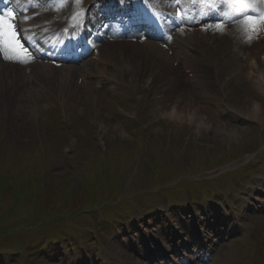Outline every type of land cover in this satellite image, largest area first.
<instances>
[{"label": "rangeland", "instance_id": "374dc122", "mask_svg": "<svg viewBox=\"0 0 264 264\" xmlns=\"http://www.w3.org/2000/svg\"><path fill=\"white\" fill-rule=\"evenodd\" d=\"M241 28L237 24L213 26L203 32L211 42L205 45L209 47L208 61L223 48H231L226 43ZM117 44L130 47L129 43ZM222 55L226 61L217 62V68L225 80L233 77L234 85L226 83L219 89L211 72L206 77L210 102L201 98L199 114L205 123L201 132L187 121L181 124L162 117L163 110L172 108L168 98L156 99L145 111L138 107L136 120L130 118L135 115L134 96L124 103L129 114L113 100L108 106H99V119L107 126L103 136L98 133L95 107L88 108L86 103L65 112L52 96L48 101L43 98L45 105L36 114L27 106L18 115L0 112V264H145L135 254V244L144 243L143 229L156 228L168 203H180L173 204L172 210L188 213L185 201L189 198L198 205L210 202L201 200L203 196L210 199L205 187L211 183L193 178L195 172L199 176L206 173L209 166H214L213 171L227 166L225 173L238 169L216 179L218 194L213 198L226 204L221 193L238 189L235 196L229 195L228 205L230 211L244 212L249 196L239 190L235 179L244 174L258 177L259 164L264 169V118L237 120L230 106L248 112L256 99L264 114V94L242 79L245 71L232 76L236 59L245 65L242 50L230 55L225 50ZM211 66L196 68L197 75L202 70L214 71ZM137 93L148 98L142 89ZM235 155L243 158L235 163ZM237 173L240 178H235ZM185 176L191 178L179 182ZM146 218L149 222L140 226L124 227ZM244 219L240 229H231L232 238L214 247L206 264H264V212ZM175 220L170 213L164 221L179 230L160 238L163 248L173 254L172 244L185 231ZM123 235L128 237L123 239ZM191 264L201 261L194 259Z\"/></svg>", "mask_w": 264, "mask_h": 264}, {"label": "bare ground", "instance_id": "6f19581e", "mask_svg": "<svg viewBox=\"0 0 264 264\" xmlns=\"http://www.w3.org/2000/svg\"><path fill=\"white\" fill-rule=\"evenodd\" d=\"M137 27H141L142 30L145 29L143 26L136 25ZM202 28H198L202 32L193 30V34L187 38L178 37L179 42L173 41L170 48L175 49L178 45L194 44L196 40L198 45L203 44L206 35L203 34L204 29ZM228 40L230 41V39ZM249 40V37H246L244 33L242 34V31L239 32L230 42L226 43L231 48L225 47L219 54H213L210 58L211 61H208L206 49L201 50L198 60L194 58L191 60L195 68L207 67V64L210 65L211 63L214 71L202 70L203 76L199 77L196 76V72L194 77L186 76L181 65L187 67L188 62L179 52L174 50L173 54H169L168 50L154 43L140 40L131 42L133 43L131 44V51L126 49L125 45L117 44L119 42H108L101 46L97 55V62H95L96 52H94L91 54L93 56L78 66L61 65L55 67L48 62H36L30 66L22 67L0 62V112L4 115L11 113L18 115L21 113L20 110L27 106L32 114H36L39 113V108L43 109L45 105L42 103L44 94L46 93L47 98L51 94H55L65 108V112H69L70 109L78 110L80 103H86L88 108L95 107L93 109H96L98 113L96 117L98 133L103 136L107 126L99 119V106H108L109 95L114 92V88L110 89L108 91L111 94L108 95L104 89L111 80L117 90L119 88L128 89L127 85L119 83L126 81L135 92L146 89L151 94H158L160 90H164L170 99L168 102L172 108L168 113H165L164 110L162 114L159 112L162 117L166 115V117L171 118L172 122L181 124L187 121L190 125H195L197 132H201V128L205 125L199 114L201 102H203L201 98L206 99L205 102L207 103L210 102L207 98L206 87L210 83L206 81V77L208 78L211 72V77L214 78V83L219 89L225 87L226 83L234 85L233 77L228 76V80H225L226 78H223L217 68V61H226L227 57L223 59L222 55L225 50L229 55L238 49L242 50L245 56V65L236 59L232 65L234 69L232 76H235V73L245 71L246 76L242 79L248 81L252 90L264 94V58L260 57V54L264 55V38L256 44H251ZM102 48L104 50H101ZM203 54H205V59L202 57ZM24 59L22 58V60ZM202 59L206 62H203ZM90 65L94 68L90 69ZM106 65L116 68L106 74ZM253 68L256 70L255 73H252L255 79L251 82L248 78L252 75L248 73V69ZM173 92L176 94H172ZM250 94L254 93L251 92ZM110 98L116 101V95L113 94ZM230 107L233 108V115L243 120L254 119L259 121L264 118L261 105L256 99L251 101V108L248 112L235 105ZM244 109H248L246 104ZM117 127L116 124L112 125L115 130Z\"/></svg>", "mask_w": 264, "mask_h": 264}, {"label": "snow or ice", "instance_id": "6c2138e0", "mask_svg": "<svg viewBox=\"0 0 264 264\" xmlns=\"http://www.w3.org/2000/svg\"><path fill=\"white\" fill-rule=\"evenodd\" d=\"M80 0H77L79 3ZM209 7L213 6L214 0H202ZM253 3H264V0H252ZM9 17H13V13L9 11L7 15L0 14V56L8 60H22V57L27 54V50L20 43L16 25ZM75 19V17H74ZM244 21L251 30H255L258 23L264 22V16H254L246 14Z\"/></svg>", "mask_w": 264, "mask_h": 264}]
</instances>
